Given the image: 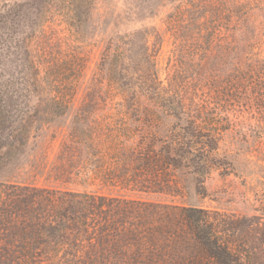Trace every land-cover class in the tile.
I'll return each mask as SVG.
<instances>
[{
  "label": "rangeland",
  "instance_id": "obj_1",
  "mask_svg": "<svg viewBox=\"0 0 264 264\" xmlns=\"http://www.w3.org/2000/svg\"><path fill=\"white\" fill-rule=\"evenodd\" d=\"M25 1L0 0V11ZM35 14L27 40L33 66L29 74L30 80L38 75L41 86L26 96L22 93L17 102L14 115L27 120L29 136L22 145L13 142L3 149L0 183L83 188L72 174L66 173L68 182H63L66 177L55 180L53 169L83 103L88 102L90 110L85 115L87 123L94 121L102 131L124 124L140 127L130 117L131 109L138 108L140 114L163 110L147 96L135 102L131 91L111 85L105 50L110 47L111 57L122 38L124 63L135 70V77L155 70L168 94L178 93L192 114L198 109L212 128L222 129L218 156L229 164L227 171L210 170L203 179V194L195 193L193 176L184 182L185 196L173 199L103 184L99 179L87 189L126 198L184 201L237 215L260 214L264 0H41ZM37 66L39 71L34 69ZM137 85L135 79L133 92H140ZM61 95L68 103L55 115L54 97ZM160 121L159 133L164 135L174 120L161 117Z\"/></svg>",
  "mask_w": 264,
  "mask_h": 264
},
{
  "label": "trees",
  "instance_id": "obj_2",
  "mask_svg": "<svg viewBox=\"0 0 264 264\" xmlns=\"http://www.w3.org/2000/svg\"><path fill=\"white\" fill-rule=\"evenodd\" d=\"M40 1L0 11V162L6 145H22L29 136L27 120L14 114L22 93L41 86L38 75L30 80L27 48ZM123 44L121 38L111 57L110 47L105 50L111 85L131 91L135 102L147 96L164 115L131 109L130 117L140 127L124 124L102 131L94 121L87 123L88 102L80 105L77 124L61 144L53 169L55 180L66 177L63 182H68L67 174H72L83 188L0 183V264H264V187L258 197L261 212L250 216L87 189L99 179L173 199L185 196L184 182L193 176L195 193L203 194L210 170L227 171L229 164L218 156L222 129L212 128L198 109L192 114L178 93L168 94L155 70L135 77L124 63ZM135 79L138 93L133 92ZM54 101L52 113L61 114L66 96ZM161 117L174 120L164 135L159 133ZM144 126L148 129L143 131Z\"/></svg>",
  "mask_w": 264,
  "mask_h": 264
}]
</instances>
